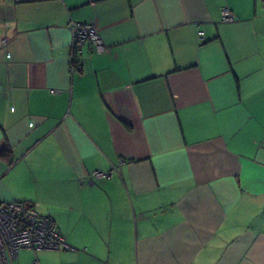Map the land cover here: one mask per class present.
<instances>
[{
  "label": "crops",
  "instance_id": "0c3cea01",
  "mask_svg": "<svg viewBox=\"0 0 264 264\" xmlns=\"http://www.w3.org/2000/svg\"><path fill=\"white\" fill-rule=\"evenodd\" d=\"M4 144L0 200L73 247L15 264H264V0H0Z\"/></svg>",
  "mask_w": 264,
  "mask_h": 264
},
{
  "label": "built area",
  "instance_id": "2783aa9c",
  "mask_svg": "<svg viewBox=\"0 0 264 264\" xmlns=\"http://www.w3.org/2000/svg\"><path fill=\"white\" fill-rule=\"evenodd\" d=\"M224 21L234 19L228 7L221 10ZM68 27L72 34L71 67H77L79 56L85 44H91L96 50L104 48L96 26L92 23L71 19ZM203 40V30H198ZM6 38H2V43ZM77 64H76V63ZM94 175L107 177L108 171L95 169ZM22 248L30 249H71L73 248L60 232L54 219L39 212L28 203L0 200V264H15L18 252ZM31 264H40L37 258Z\"/></svg>",
  "mask_w": 264,
  "mask_h": 264
},
{
  "label": "trees",
  "instance_id": "16d2710c",
  "mask_svg": "<svg viewBox=\"0 0 264 264\" xmlns=\"http://www.w3.org/2000/svg\"><path fill=\"white\" fill-rule=\"evenodd\" d=\"M76 63V62H75ZM77 64V63H76ZM0 154L3 155L4 157H6L9 161L11 160V152L9 147L7 146V144H4L1 148H0ZM19 202H23V203H27L24 201H19ZM29 204V203H28ZM31 205V204H29ZM34 207V206H33ZM35 208V207H34Z\"/></svg>",
  "mask_w": 264,
  "mask_h": 264
}]
</instances>
